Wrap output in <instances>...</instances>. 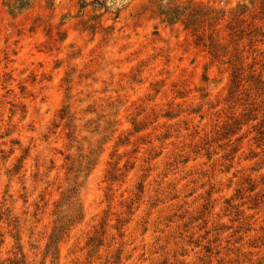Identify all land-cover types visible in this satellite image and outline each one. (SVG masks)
Masks as SVG:
<instances>
[{
  "label": "rangeland",
  "instance_id": "1",
  "mask_svg": "<svg viewBox=\"0 0 264 264\" xmlns=\"http://www.w3.org/2000/svg\"><path fill=\"white\" fill-rule=\"evenodd\" d=\"M0 264H264V0H0Z\"/></svg>",
  "mask_w": 264,
  "mask_h": 264
},
{
  "label": "trees",
  "instance_id": "2",
  "mask_svg": "<svg viewBox=\"0 0 264 264\" xmlns=\"http://www.w3.org/2000/svg\"><path fill=\"white\" fill-rule=\"evenodd\" d=\"M182 15L183 13L181 12V9H178V8L172 9L168 13H163V17H165L164 21H167L169 23H176L180 21V16ZM190 16L191 18H193L194 23L187 24L185 21H182V22L187 25L186 26L187 28H192V30L196 32H198L199 28H201L205 24L208 26H214V24L217 23L218 20L220 19L219 12L213 9H194L190 13ZM198 39L199 40L202 39V36L198 35ZM210 39L213 41L212 36H210ZM212 46H215V45L212 43ZM238 70H234V79H237L238 77ZM63 228L64 226L60 225L58 226V228H56V231L58 229V232H62V230H64Z\"/></svg>",
  "mask_w": 264,
  "mask_h": 264
}]
</instances>
